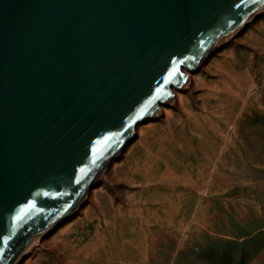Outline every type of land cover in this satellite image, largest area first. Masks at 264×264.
Segmentation results:
<instances>
[{
    "label": "water",
    "instance_id": "95a60500",
    "mask_svg": "<svg viewBox=\"0 0 264 264\" xmlns=\"http://www.w3.org/2000/svg\"><path fill=\"white\" fill-rule=\"evenodd\" d=\"M262 5L0 0V264L67 218L183 69Z\"/></svg>",
    "mask_w": 264,
    "mask_h": 264
},
{
    "label": "rangeland",
    "instance_id": "374dc122",
    "mask_svg": "<svg viewBox=\"0 0 264 264\" xmlns=\"http://www.w3.org/2000/svg\"><path fill=\"white\" fill-rule=\"evenodd\" d=\"M217 48L17 264H264V12Z\"/></svg>",
    "mask_w": 264,
    "mask_h": 264
},
{
    "label": "bare ground",
    "instance_id": "6f19581e",
    "mask_svg": "<svg viewBox=\"0 0 264 264\" xmlns=\"http://www.w3.org/2000/svg\"><path fill=\"white\" fill-rule=\"evenodd\" d=\"M262 12H264V5H262V7H260L255 13H253L250 17H248V19H246L245 21H243L242 23H240L238 26H236L232 31H230L227 35H225L223 38H222V42L220 41L219 42V44L218 45H216V47H215V49L217 48V46H218V48L217 49H219V46L220 47H222V45L224 44V43H226L227 41H230V40H232V39H235V38H237V36L240 34V32L250 23V22H252L254 19H256L257 17H258V15L260 14V13H262ZM223 39H224V41H223ZM215 49H214V51H215ZM217 51V50H216ZM215 51V52H216ZM211 52V51H210ZM209 52V53H210ZM209 53L198 63V65H197V67H196V69L195 70H190V69H187L186 67L183 69L185 72H186V74H187V78H186V80L179 86V87H177V86H173L172 87V91L174 92V95L172 96V97H170L166 102H164V103H161V105H160V109L159 110H157L156 111V113H154V115L150 118V119H152V120H150V121H148L147 122V124H151V123H154L155 122V120H156V118H160V117H162L163 115H164V113L167 115L168 114V112H169V110L171 109L170 108V106H172V105H175V104H178L179 102H180V100H181V98H182V94H183V90L184 89H188V88H191L195 83H196V78H197V74H198V71L203 67V65L207 62V60L209 59ZM229 84V83H228ZM225 85V83L224 84H222L221 85V87H219L218 88V95H217V100L220 102V103H225V101L227 102V98H229L230 97V95H232V97H233V92H235L236 93V96H235V98L236 99H239L240 98V95H243V94H240V93H242V91H243V89H242V87L240 88V90H235V91H233V85ZM240 95H239V94ZM228 106H229V104H227ZM226 105V106H227ZM174 107V106H173ZM216 117V116H215ZM155 119V120H154ZM145 121V120H144ZM143 121V122H144ZM142 122V123H143ZM222 124H224V123H222ZM143 126H148V125H146V124H138L137 126H136V130H137V133L138 132H140V131H142V129H143ZM229 133V132H228ZM230 146V144H228V147ZM108 171V167H106L105 168V170H104V173L105 172H107ZM217 171V172H216ZM220 170H219V168H217L216 167V169H214V171H213V173L215 174V175H219L221 172H219ZM225 181L226 182H230L231 180H230V178L229 177H226L225 178ZM180 186V185H179ZM92 188V187H91ZM178 188V187H177ZM80 205V204H79ZM78 205V206H79ZM77 206V207H78ZM76 207V208H77ZM76 210V209H75ZM74 210V211H75ZM73 211V212H74ZM73 212H71L69 215H71ZM68 215V216H69ZM67 216V217H68ZM43 238V236L41 237H38L36 240H34L33 241V243H35V245H37V244H39V240H41ZM42 241V240H41ZM34 245V246H35ZM30 247V246H29ZM28 247V248H29ZM32 249V248H31ZM27 251V250H26ZM24 255V254H23ZM132 255L134 256V258H133V260H132V262L130 263V264H141V261H135V259L136 258H138V255H139V253H137V252H133L132 253ZM127 262L126 261H124V264H126Z\"/></svg>",
    "mask_w": 264,
    "mask_h": 264
},
{
    "label": "snow or ice",
    "instance_id": "6c2138e0",
    "mask_svg": "<svg viewBox=\"0 0 264 264\" xmlns=\"http://www.w3.org/2000/svg\"><path fill=\"white\" fill-rule=\"evenodd\" d=\"M176 72H177V69L174 68V69L169 73L168 77L165 78V83L170 82L172 76L175 75ZM143 111H144V110L142 109L141 112H143ZM107 139H109V138L106 137L105 140H107ZM98 143H99V142H98Z\"/></svg>",
    "mask_w": 264,
    "mask_h": 264
}]
</instances>
